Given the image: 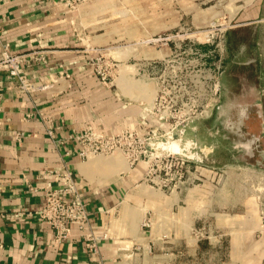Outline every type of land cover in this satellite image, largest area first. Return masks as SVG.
I'll list each match as a JSON object with an SVG mask.
<instances>
[{
  "label": "crops",
  "instance_id": "1",
  "mask_svg": "<svg viewBox=\"0 0 264 264\" xmlns=\"http://www.w3.org/2000/svg\"><path fill=\"white\" fill-rule=\"evenodd\" d=\"M60 4L0 0V264H149L146 249L166 245L179 248L172 254V264H198L194 256L201 254L203 246L210 251L208 256L220 254V264H264L263 236L257 235L259 206L244 186L245 172L260 179L264 171V0H252L238 16V26H252V58L242 65L253 64L256 79L251 93L238 83L243 90L237 96L246 102L243 98L251 95L249 100L258 110V131L241 129L240 134L238 127L235 134L242 140L248 137V143L238 147L253 160L215 161L218 152L211 149L208 157L215 159L200 162L196 186L165 192L175 193L173 202L182 204L174 222L189 224L188 230L174 229L169 240H165L167 229L157 227L154 235L152 227L141 228L146 215L160 216L165 223L170 213L164 191L144 189V161L130 167L121 158L106 156L89 163L79 158L77 139L87 130L99 136L120 130L143 136L154 129L163 133L169 125L147 111L143 90H131L142 88L138 82L120 85L97 74L80 49L70 10ZM4 45L9 54L25 57L20 69L33 83L32 92H20L17 80L2 66ZM159 52L144 51L140 65L146 71L152 63L159 68ZM115 54L113 60L122 63L123 54ZM221 83L222 104L233 93L226 75ZM223 117L234 119L232 114ZM17 134H21L19 141ZM61 168L73 172L89 222L83 230L71 226L69 237L54 244L53 230L40 219L39 211L45 200L43 189L54 185L52 172ZM222 168L224 175L214 172ZM197 188L199 193H191ZM205 225L222 237L204 241L191 236L193 229ZM89 234L96 238L95 247L85 238Z\"/></svg>",
  "mask_w": 264,
  "mask_h": 264
},
{
  "label": "rangeland",
  "instance_id": "2",
  "mask_svg": "<svg viewBox=\"0 0 264 264\" xmlns=\"http://www.w3.org/2000/svg\"><path fill=\"white\" fill-rule=\"evenodd\" d=\"M57 3L70 10L72 26L80 49L88 57V64L106 75L107 80L113 79L120 85L126 81L138 82L142 88L131 90L139 93L143 90L144 99L148 101V112H165L166 115L175 117L174 121L183 123L189 105L184 106L180 101L181 97L191 96L196 99L195 115H192L189 122L194 129L188 130V126L181 125L179 137L170 139L165 136L153 140V147L158 149L157 152L163 149L166 152L178 153L188 161L187 163L197 165L204 161L210 162L211 158L215 159L208 157L214 150L218 152L215 161L232 158H244L243 160L250 162L253 160L252 155H245L244 148L238 147V144H247L248 137L245 136L242 140V136L235 134L238 127L240 134L241 129L242 132H248L250 129L258 131L255 116L258 110L249 100L251 95L243 98L246 102H242L237 96L243 90L238 83L245 84L247 92L251 93L256 79L253 64L242 65L244 61L252 58V26H238L239 13L248 4H252V0H72L70 4L60 1ZM205 41H210L211 46ZM192 43L200 49L199 51L202 50L201 53L189 52V44ZM262 44L264 47V41ZM205 48L210 49V58H205ZM154 49L160 50L158 57L162 66L146 71V68L140 65L141 57L144 58V51L150 52ZM115 53L123 54L122 63L113 60L116 58ZM117 59H120V56ZM208 71L213 77L220 73L222 76L226 75L232 83L230 90L233 94L222 101L219 110L214 107L217 101L214 94H211L212 103L205 108L204 89L201 86ZM162 90L165 95L161 94ZM209 98L207 95L206 99ZM218 113L223 116L232 114L234 119L226 121L223 116L219 118ZM165 132L166 130L162 134ZM142 137L144 138V135ZM110 157L121 158L127 163L122 153H115ZM101 158L107 157L90 155L86 160L91 163ZM224 170L226 169L222 168L214 172L219 171L218 175H224ZM245 173L246 192L252 194V201L258 206L259 194L264 190V171L261 172L260 179L259 175L256 179L251 172ZM144 189L146 192L162 193L150 183H144ZM199 190L194 189L191 193H199ZM162 194L170 200V213L165 216V223L161 221L162 217L150 213L144 217L148 218L149 227L141 228L147 231L152 227L154 235L157 227L161 230L167 229L169 238L165 240H169L173 238L174 229L188 230L189 224L185 220L174 222V215L182 205L178 200L173 202L172 196L175 193ZM152 202L155 203V199ZM205 226L202 230L193 229L191 236L204 241L222 237L221 233L210 230L208 225ZM187 234L190 235L189 232ZM257 235L260 236L258 233ZM174 250L178 251L179 248L174 249L172 245L163 248L151 246L146 249L145 254L149 264H156L158 261L172 264ZM209 254L210 251L203 246L201 254L194 256V260L198 264H210L209 261L212 264H220V254L208 256Z\"/></svg>",
  "mask_w": 264,
  "mask_h": 264
},
{
  "label": "built area",
  "instance_id": "3",
  "mask_svg": "<svg viewBox=\"0 0 264 264\" xmlns=\"http://www.w3.org/2000/svg\"><path fill=\"white\" fill-rule=\"evenodd\" d=\"M49 1L53 3L60 1L70 4L72 0ZM205 42L208 46H211L210 41ZM199 50L198 47L194 46V43L189 44L190 53H201L202 50ZM203 51L205 58H208L211 54L210 49L205 48ZM25 61L24 56H13L9 54L8 46L4 45L1 62L2 66L5 68L7 67L9 77L17 80L20 92L30 93L35 87L20 69L21 64ZM160 61L161 60H159L158 66L161 67L162 64ZM205 64L207 65L206 60ZM151 68H157V64L152 63ZM96 72L102 79L106 78V75L102 74L98 69ZM221 78V73L216 77H213L209 71L205 73V81L203 86H201L204 89L205 108L208 107V104L212 103L211 94H214L217 98L214 107L215 109L218 108L221 97ZM160 92L165 95L163 90ZM207 95L210 96L208 100L206 99ZM180 101L184 106L187 104L189 105L187 106V114L185 113L187 117L182 120L183 123L174 121L173 119L175 117L171 114L166 115L165 112L160 114L158 110L154 113L160 121L169 125V129L166 130L165 134L154 129L146 132L143 138L142 135L137 132L120 130L116 134L99 136L87 130L77 137L81 146L79 158L85 160L89 155L112 156L115 153H122L130 167L139 161H144L146 164L144 183H150V185L155 186L160 191L172 192L196 186L199 182V176L196 175V172H198L197 164L187 163L188 161L183 159L178 153L166 152L163 149L157 152L158 149H154V143H152L153 140H158L165 136H168L170 139H172V137H179L180 126L182 125L181 127H184L189 124L192 115H195L194 106L196 99L191 96L186 98L182 96ZM15 139L19 141L21 139V134H17ZM52 175L54 185L43 189L45 200L39 211V217L51 226L53 230V242L54 244H58L69 237L71 226L83 230V228L88 226L89 219L86 204L82 199L73 172L68 168H61L53 171ZM259 200L258 206L261 222L258 234L264 236V190L259 194ZM147 219L144 218L141 224L142 228L149 227V220ZM85 238L91 242V247H95L94 242L96 238L92 234L87 235Z\"/></svg>",
  "mask_w": 264,
  "mask_h": 264
},
{
  "label": "flooded vegetation",
  "instance_id": "4",
  "mask_svg": "<svg viewBox=\"0 0 264 264\" xmlns=\"http://www.w3.org/2000/svg\"><path fill=\"white\" fill-rule=\"evenodd\" d=\"M221 91H222V85H221ZM220 104H221V102H220ZM220 104H219V105H220ZM247 120L254 121V119H247ZM255 121H256V120H255ZM249 123H251V122H249ZM249 129H250V128H249ZM252 132H253V129H252V130L250 129V133H252Z\"/></svg>",
  "mask_w": 264,
  "mask_h": 264
},
{
  "label": "water",
  "instance_id": "5",
  "mask_svg": "<svg viewBox=\"0 0 264 264\" xmlns=\"http://www.w3.org/2000/svg\"><path fill=\"white\" fill-rule=\"evenodd\" d=\"M221 109V104L218 106V110ZM257 109V108H256ZM258 113V112H257ZM257 113H256V116H257Z\"/></svg>",
  "mask_w": 264,
  "mask_h": 264
},
{
  "label": "bare ground",
  "instance_id": "6",
  "mask_svg": "<svg viewBox=\"0 0 264 264\" xmlns=\"http://www.w3.org/2000/svg\"><path fill=\"white\" fill-rule=\"evenodd\" d=\"M90 156V155H89Z\"/></svg>",
  "mask_w": 264,
  "mask_h": 264
}]
</instances>
